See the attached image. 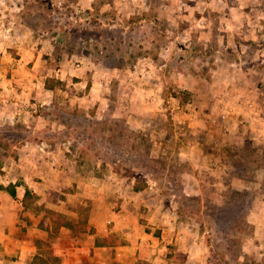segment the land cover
Segmentation results:
<instances>
[{"label": "rangeland", "instance_id": "obj_1", "mask_svg": "<svg viewBox=\"0 0 264 264\" xmlns=\"http://www.w3.org/2000/svg\"><path fill=\"white\" fill-rule=\"evenodd\" d=\"M117 1L1 0L0 22L18 12L79 97L59 91L19 137L72 164L60 199L132 204L134 230L173 238L159 264H264V0ZM83 66L105 99L68 73Z\"/></svg>", "mask_w": 264, "mask_h": 264}, {"label": "crops", "instance_id": "obj_2", "mask_svg": "<svg viewBox=\"0 0 264 264\" xmlns=\"http://www.w3.org/2000/svg\"><path fill=\"white\" fill-rule=\"evenodd\" d=\"M91 1L83 0V5L91 9ZM128 1L136 4L139 0ZM132 9L129 13L140 10ZM6 15L10 20L0 22V132L11 130L17 136L8 141L11 151L0 152V264H113L115 260L159 264L173 238L134 230L142 225L137 223V216L135 223L132 204H91L84 198L76 199V193L60 199L59 194L66 195L63 190L69 182L65 178L73 171L72 164L65 165L62 153L48 147L45 140L19 137L20 129L25 130L23 123L31 131L33 125L29 123L33 120L38 133L40 126H35L45 121L46 108L52 111L50 101L59 91L69 100L79 97L59 89V85L45 87L50 78L64 81L67 72L60 67L48 69L40 44L43 36L22 24L18 12L10 10ZM68 73L81 77L82 82L91 81L85 97H103L101 89L95 87L100 84L99 74L88 78L84 66L71 68ZM106 73L110 75V71ZM145 91L142 95L148 100L156 95H151V86ZM167 108L162 107L164 114ZM194 111L184 114L191 122L198 115ZM206 119L207 126L214 127ZM10 185L14 196L7 189Z\"/></svg>", "mask_w": 264, "mask_h": 264}, {"label": "trees", "instance_id": "obj_3", "mask_svg": "<svg viewBox=\"0 0 264 264\" xmlns=\"http://www.w3.org/2000/svg\"><path fill=\"white\" fill-rule=\"evenodd\" d=\"M60 84H62V82L61 81H59V80H54V79H48L47 81H46V83H45V87L46 88H54L55 87V85H60ZM7 189H8V191L10 192V194L12 195V196H14L15 195V190H14V188L10 185V186H8L7 187ZM26 195H27V193H26ZM29 195V194H28ZM56 214V213H55Z\"/></svg>", "mask_w": 264, "mask_h": 264}, {"label": "built area", "instance_id": "obj_4", "mask_svg": "<svg viewBox=\"0 0 264 264\" xmlns=\"http://www.w3.org/2000/svg\"><path fill=\"white\" fill-rule=\"evenodd\" d=\"M193 111H194V109L188 110V113L193 112ZM194 112L192 114H194Z\"/></svg>", "mask_w": 264, "mask_h": 264}]
</instances>
